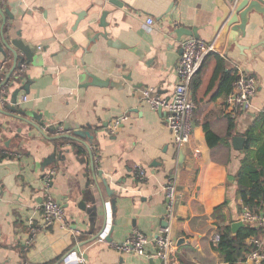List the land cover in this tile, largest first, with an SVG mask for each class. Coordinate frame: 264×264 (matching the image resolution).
<instances>
[{
	"label": "crops",
	"instance_id": "0c3cea01",
	"mask_svg": "<svg viewBox=\"0 0 264 264\" xmlns=\"http://www.w3.org/2000/svg\"><path fill=\"white\" fill-rule=\"evenodd\" d=\"M2 1L11 14L8 41L23 40L32 57L19 51L26 68L18 75L16 66L9 77L15 56L4 45L0 50V264H72L73 252L88 264H166L154 244L144 253L116 247L135 231L154 237L166 225L176 241L175 264H231L214 236L243 221L238 177L250 154L234 138L245 137L246 146L251 133L257 136L250 152L264 139V14L250 11L246 34L222 26L214 36L221 14L215 0ZM175 21L197 27L198 38L218 51L192 81L194 134L181 148L164 110L142 95L154 88L170 97L178 82L182 43L194 36L177 38ZM216 54L225 71L256 76L249 111L225 104L233 88L221 89ZM67 119L90 135L59 137L74 136L59 128ZM206 123L218 136L214 146ZM172 178L178 194L170 215L165 186ZM48 197L64 208L63 223L45 224Z\"/></svg>",
	"mask_w": 264,
	"mask_h": 264
},
{
	"label": "built area",
	"instance_id": "2783aa9c",
	"mask_svg": "<svg viewBox=\"0 0 264 264\" xmlns=\"http://www.w3.org/2000/svg\"><path fill=\"white\" fill-rule=\"evenodd\" d=\"M153 19H148V24L153 23ZM214 42L204 41L196 37H188L182 43V54L177 64L178 82L175 84L172 95L164 97L158 95L156 89H143L142 95L145 101L153 109H162L165 112V120L172 130L176 144L181 148L190 143L194 134V120L197 106L192 97L191 84L194 77L202 69L206 58L217 53ZM25 62L16 70L21 75L25 70ZM258 91V80L252 73L238 71L237 79L233 90L226 97L225 104L233 110L249 111L253 104V99ZM23 99H27L24 97ZM120 121H116L118 124ZM62 130V126L60 127ZM199 150L195 151L197 155ZM144 177L146 172L140 171ZM166 196L169 200L168 208L170 215L174 203L177 201L178 184L176 179L172 178L165 186ZM1 195V189H0ZM43 219L46 225L54 222L63 223L66 220V212L62 205L48 197L42 204ZM244 222L262 230V236L252 237L250 244L252 249L245 255L244 264H264V211L254 212L245 207L243 213ZM221 234L214 236V241L219 242ZM154 244L156 246V256L166 264H175L171 261V254L176 245V241L171 235L170 226H163L160 233L154 237H149L141 231H135L127 240L117 244V248L128 253H144L147 246ZM74 261L72 264H88L82 254L73 252Z\"/></svg>",
	"mask_w": 264,
	"mask_h": 264
},
{
	"label": "water",
	"instance_id": "95a60500",
	"mask_svg": "<svg viewBox=\"0 0 264 264\" xmlns=\"http://www.w3.org/2000/svg\"><path fill=\"white\" fill-rule=\"evenodd\" d=\"M110 3H114L115 5L120 6V3H118L117 0H108ZM216 5L218 6V8L221 11V14L218 15L216 17V21L215 24L213 26V33L214 36L220 31V28H222V26H224V32L226 30H229V32L235 33L240 31V33L242 34H246L245 33V27L246 24L248 22V15L250 13V11L255 10L256 12L260 13V14H264V0H215ZM3 1L0 0V36L2 39V43L0 42V50L3 51V45L6 46L8 49H10L14 56H15V64L13 66V69L10 71L9 73V77L11 76V74H13L16 66H21L24 59L22 57H20V53L19 51L24 52V54L27 56L28 60H30V58L32 57V49L30 48V46H28L27 44L24 43L23 40L21 39H17L14 38L10 41H8V29H9V20H8V16L10 17V11L8 9H4L3 7ZM83 14L80 13L79 18L82 16ZM176 25V30L175 33L177 35V38H182L184 35H189V36H194L196 38H198V33H197V27H191L189 25L184 24L183 22H174ZM23 75V74H21ZM7 77V78H9ZM16 104H17V99L13 100V106L11 107L12 110L16 109ZM21 111H23V109H20ZM159 110H162L161 108ZM61 127V126H60ZM59 127V128H60ZM62 130L64 132H70L73 130V135H68V134H64L62 133L59 137L63 138H71V139H76V137L79 136H84V135H90V132L88 131H83V129L81 128V126L77 125V123H73V121L67 119L64 121L63 126H62ZM245 140L246 138L243 136H236L234 138L235 141V146L238 149L244 150L245 148ZM185 159V152L182 151V155H181V159H180V163L183 164ZM95 177V175H94ZM104 184L107 186V180L103 181ZM95 185L98 188L99 192H100V184L98 182L95 181ZM108 187V186H107ZM110 191V190H109ZM100 198L102 201V207H106L105 206V200L104 197L102 195V193H100ZM93 207H91V210L96 211L97 209V205H95V200L93 199ZM84 204L85 202H81L80 206L82 208H84ZM246 226V224L243 221H236L232 224V230L233 232H237L241 227ZM103 231L107 228V219H105L104 221V225H103ZM102 231V232H103Z\"/></svg>",
	"mask_w": 264,
	"mask_h": 264
},
{
	"label": "trees",
	"instance_id": "16d2710c",
	"mask_svg": "<svg viewBox=\"0 0 264 264\" xmlns=\"http://www.w3.org/2000/svg\"><path fill=\"white\" fill-rule=\"evenodd\" d=\"M216 58L215 75L222 74L221 89L226 84L227 90L230 92L237 79V74L236 72L225 71V59L223 57L216 54ZM205 129L209 144L214 146L218 142V136L210 129L208 123L205 124ZM249 138L245 149L250 155L246 156L242 162L241 173L238 177L239 188L243 206L254 212H259L264 209V139L258 151L250 152L251 141L252 139L257 140V136L251 133ZM220 232L219 250L223 253L226 261L231 264H238L245 260V255L252 249V245L247 240L253 236H260L262 230L248 225L241 228L235 235L232 233L231 226L221 229Z\"/></svg>",
	"mask_w": 264,
	"mask_h": 264
}]
</instances>
